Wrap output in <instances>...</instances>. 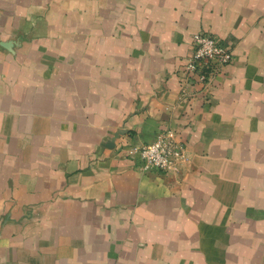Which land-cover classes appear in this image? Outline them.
Returning a JSON list of instances; mask_svg holds the SVG:
<instances>
[{"label":"crops","instance_id":"0c3cea01","mask_svg":"<svg viewBox=\"0 0 264 264\" xmlns=\"http://www.w3.org/2000/svg\"><path fill=\"white\" fill-rule=\"evenodd\" d=\"M198 31L231 61L180 99ZM0 264H264V0H0Z\"/></svg>","mask_w":264,"mask_h":264},{"label":"built area","instance_id":"2783aa9c","mask_svg":"<svg viewBox=\"0 0 264 264\" xmlns=\"http://www.w3.org/2000/svg\"><path fill=\"white\" fill-rule=\"evenodd\" d=\"M190 39V51L180 67V99L203 95L212 78L223 73L231 61L230 50L216 36L198 31ZM125 154L136 159V168L143 174L176 172L185 158L184 145L170 128L158 129L148 143L127 146Z\"/></svg>","mask_w":264,"mask_h":264}]
</instances>
